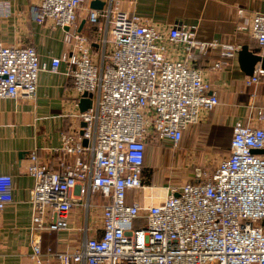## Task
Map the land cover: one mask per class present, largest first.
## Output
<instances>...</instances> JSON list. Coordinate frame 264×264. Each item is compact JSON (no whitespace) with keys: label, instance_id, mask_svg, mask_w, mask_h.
I'll list each match as a JSON object with an SVG mask.
<instances>
[{"label":"built area","instance_id":"obj_1","mask_svg":"<svg viewBox=\"0 0 264 264\" xmlns=\"http://www.w3.org/2000/svg\"><path fill=\"white\" fill-rule=\"evenodd\" d=\"M83 4L35 0L31 6L36 23L65 28L66 50L51 59L49 68L56 71L62 62L67 64L77 99L73 116L85 123L79 132H63L54 148L72 158L62 169H50L35 152L29 154L27 173L35 180L29 198L34 263L264 264L263 127L235 122L229 153L213 171L166 187L163 194H145L159 197L155 203L127 201L129 191L145 198L141 191L148 143L177 147L183 132L219 104L203 71L190 62L193 52L216 48L230 58L240 47L199 41L186 25L150 23L121 10L116 0H107L101 9L86 8L85 19L97 26V37L90 40L77 28ZM251 34L264 57V13L252 16ZM172 43L184 44L187 56L171 58ZM224 64L214 62L210 69ZM45 68L34 47L0 41V99L33 98ZM263 75L264 69L257 68L245 84H256ZM84 93L91 105L80 112ZM255 119L264 121V108ZM12 201V177L0 174V210ZM76 207L99 209V225L92 229L85 216L77 228L78 247L42 250L41 233L70 230ZM92 230L97 234L90 235Z\"/></svg>","mask_w":264,"mask_h":264},{"label":"crops","instance_id":"obj_2","mask_svg":"<svg viewBox=\"0 0 264 264\" xmlns=\"http://www.w3.org/2000/svg\"><path fill=\"white\" fill-rule=\"evenodd\" d=\"M34 1L0 0V41L34 47L40 62L47 65L38 74L33 98L0 99V174L12 177L13 195L12 203L0 210V264H35L31 257L32 206L29 201L35 180L27 173L29 154L35 152L39 161L50 169H62L72 158L54 151V148L60 146L63 132H79L81 124L73 116L77 111V99L72 91L73 80L67 72V64L62 62L56 71L49 68L51 59L59 57L66 50L63 41L65 28L55 27L50 22L36 23L31 13ZM90 1L84 0L83 8L78 12L77 28L90 40H95L94 26L85 19ZM101 1L104 7L107 0ZM116 1L121 10L138 14L150 23L164 28L186 25L194 30L195 39L199 41H216L240 48L246 45L249 51L261 56L259 45L251 34V18L255 13H264V0ZM239 9L243 10L242 15H239ZM184 47L182 43L169 44V56L185 58ZM238 51L230 58L221 56L216 48H210L206 53L193 52L190 62L203 71L211 91L218 96L219 104L200 122V127L191 125L183 132L178 146L188 147V143L192 146L196 135H204L209 137L211 146L225 143L229 153L235 122L264 128V121L255 119L257 110L264 108V75L258 83L247 86L245 80L253 73L247 75L243 71ZM221 60L226 64L216 70L210 69L211 64ZM257 68H261L260 63L255 65L254 71ZM162 145L170 144L163 142L159 148ZM146 158L143 174L145 187L141 191L145 198L139 199L136 192L129 191V203H155L159 200V197H146L153 191H159L145 184L152 167L148 166ZM85 216L92 229L99 225V209L86 212L84 208L76 207L69 217L70 230H46L41 233L42 250H73L78 247L81 234L77 228ZM89 234L96 235L97 232L92 230Z\"/></svg>","mask_w":264,"mask_h":264},{"label":"rangeland","instance_id":"obj_3","mask_svg":"<svg viewBox=\"0 0 264 264\" xmlns=\"http://www.w3.org/2000/svg\"><path fill=\"white\" fill-rule=\"evenodd\" d=\"M201 124H196V126L200 127ZM86 143L84 140L83 144ZM159 145H155L154 142L148 143L146 160L148 166L152 167L147 173L145 184L156 187L161 193L165 192L166 187L194 181L203 172L210 173L228 153L225 143L211 146L209 137L204 135H196L192 146L188 143V147L173 148L170 145H162L159 148ZM138 198H141V194Z\"/></svg>","mask_w":264,"mask_h":264},{"label":"water","instance_id":"obj_4","mask_svg":"<svg viewBox=\"0 0 264 264\" xmlns=\"http://www.w3.org/2000/svg\"><path fill=\"white\" fill-rule=\"evenodd\" d=\"M103 6V2L101 0H91L89 7L92 9H101ZM84 22H82L83 24ZM81 24V25H82ZM95 46V44H93ZM238 58L242 64V69L247 75H251L254 71V67L257 63H260V67L264 69V57L254 54L253 52L249 51L248 46H242L238 51ZM91 105V99L87 96V93H84L78 102V108L80 112L87 110ZM81 126H84L85 123L81 122ZM253 153H260V150H252ZM175 196L178 193H174Z\"/></svg>","mask_w":264,"mask_h":264},{"label":"trees","instance_id":"obj_5","mask_svg":"<svg viewBox=\"0 0 264 264\" xmlns=\"http://www.w3.org/2000/svg\"><path fill=\"white\" fill-rule=\"evenodd\" d=\"M93 26H94V31H95V30H96V28H97V26H96V25H93ZM94 31H93V32H94ZM151 142H154V141H151ZM154 143H155V142H154Z\"/></svg>","mask_w":264,"mask_h":264}]
</instances>
